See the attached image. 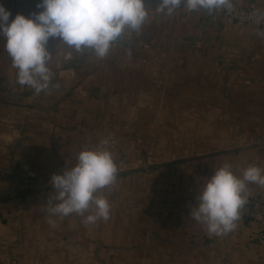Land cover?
<instances>
[{
	"label": "crops",
	"instance_id": "0c3cea01",
	"mask_svg": "<svg viewBox=\"0 0 264 264\" xmlns=\"http://www.w3.org/2000/svg\"><path fill=\"white\" fill-rule=\"evenodd\" d=\"M39 0H0L30 16ZM147 19L104 58L50 39V79L21 85L0 36V264H260L246 212L264 205L249 184L235 230L210 235L191 215L216 168L264 169V24L222 13L171 15L144 0ZM264 11V0H232ZM109 141L116 182L107 220L47 211L53 174ZM56 201H53L55 203ZM90 213H85V216Z\"/></svg>",
	"mask_w": 264,
	"mask_h": 264
},
{
	"label": "clouds",
	"instance_id": "9594fccd",
	"mask_svg": "<svg viewBox=\"0 0 264 264\" xmlns=\"http://www.w3.org/2000/svg\"><path fill=\"white\" fill-rule=\"evenodd\" d=\"M182 4L189 12L232 9V0H160L157 10L171 15ZM36 7L39 11L30 16L17 13L9 20L10 10L0 4V36L17 69L18 83L37 91L50 79V39L104 58L125 30L138 32L148 16L144 0H39ZM117 171L107 139L83 148L73 167L52 175L54 194L47 211L61 217L75 213L86 224L107 220L111 206L102 190L116 182ZM249 184L264 187V169L249 164L236 175L230 163H223L204 183L190 215L210 235L228 234L237 227Z\"/></svg>",
	"mask_w": 264,
	"mask_h": 264
},
{
	"label": "built area",
	"instance_id": "2783aa9c",
	"mask_svg": "<svg viewBox=\"0 0 264 264\" xmlns=\"http://www.w3.org/2000/svg\"><path fill=\"white\" fill-rule=\"evenodd\" d=\"M216 11L227 16L238 25L252 24L260 26L264 24V11L254 7H240L232 2V9L230 11L228 9ZM246 215L250 220L256 222L258 226V243L264 246V205L249 208ZM260 264H264V262Z\"/></svg>",
	"mask_w": 264,
	"mask_h": 264
}]
</instances>
